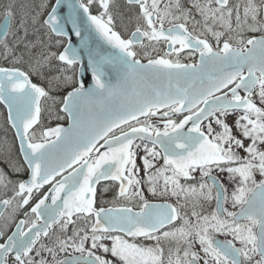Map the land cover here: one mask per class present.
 Segmentation results:
<instances>
[{"label":"snow or ice","instance_id":"obj_1","mask_svg":"<svg viewBox=\"0 0 264 264\" xmlns=\"http://www.w3.org/2000/svg\"><path fill=\"white\" fill-rule=\"evenodd\" d=\"M0 105V264H264V0H0Z\"/></svg>","mask_w":264,"mask_h":264},{"label":"rangeland","instance_id":"obj_2","mask_svg":"<svg viewBox=\"0 0 264 264\" xmlns=\"http://www.w3.org/2000/svg\"><path fill=\"white\" fill-rule=\"evenodd\" d=\"M2 112H3V111H2V110H0V114H2ZM0 135H2V133H0Z\"/></svg>","mask_w":264,"mask_h":264},{"label":"flooded vegetation","instance_id":"obj_3","mask_svg":"<svg viewBox=\"0 0 264 264\" xmlns=\"http://www.w3.org/2000/svg\"><path fill=\"white\" fill-rule=\"evenodd\" d=\"M121 2H123V1H121Z\"/></svg>","mask_w":264,"mask_h":264}]
</instances>
